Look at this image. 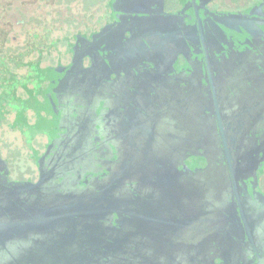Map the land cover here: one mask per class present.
I'll list each match as a JSON object with an SVG mask.
<instances>
[{"label": "flooded vegetation", "instance_id": "obj_1", "mask_svg": "<svg viewBox=\"0 0 264 264\" xmlns=\"http://www.w3.org/2000/svg\"><path fill=\"white\" fill-rule=\"evenodd\" d=\"M212 2L190 0L169 12L165 0L162 10L159 0H123L113 4L109 21L99 29L74 38L68 62L53 68L42 98L63 144L44 164L43 158L41 165L36 163L37 180L47 165L57 171L45 180V189L12 194L11 185L37 180L11 179L6 161L9 174L3 175L0 157L1 222L23 219L16 226L23 228L33 224L35 211L48 202L79 195L105 198L113 189L106 188L118 185L115 175L123 167L130 177L124 179L120 193L134 197L136 190L141 196L136 181L141 172L157 164L160 154L162 165L174 167L180 161L188 165L186 152H203L208 164L192 176L209 178L215 171L213 186L227 188L226 175L220 174L218 166L224 160L217 156L221 146L216 133L223 129L228 151L235 158V189L243 194L241 202L249 205L256 229L264 231V0L252 4L242 0L240 9L214 8ZM148 11L153 17L144 14ZM166 13L178 20L159 18ZM5 39L16 37L7 33ZM27 63L21 60L13 72L24 69L19 77L25 76ZM4 74L0 122L24 108V128H30L31 106L24 97L29 85L25 79L24 92L14 96L13 84ZM6 123L20 129L11 120ZM80 138L79 150L86 153L69 165L68 157L74 154L68 156V152ZM25 232L30 238L31 233ZM236 235L235 246L240 243ZM26 244L25 248L13 244L10 257L31 261V241Z\"/></svg>", "mask_w": 264, "mask_h": 264}, {"label": "trees", "instance_id": "obj_2", "mask_svg": "<svg viewBox=\"0 0 264 264\" xmlns=\"http://www.w3.org/2000/svg\"><path fill=\"white\" fill-rule=\"evenodd\" d=\"M117 2L120 0L111 1L109 16L113 4ZM180 2L183 6L190 0ZM0 32L4 38L8 33L1 28ZM72 44L69 43V49ZM31 63L36 65L38 75L34 78L29 76L26 80L35 79L37 88L35 91L28 90L27 105L35 111L38 128L48 131L50 139L46 149L37 156L36 163L39 164L55 137L51 112L42 107V98L49 89L53 69H40L39 61ZM16 76L17 72L12 73L5 80L13 82ZM23 110L18 113V126H24ZM216 134L221 146L217 156L224 160V163L219 161L218 166L221 165L220 174L226 175L227 188L213 186L217 176L215 171L209 178L207 175L192 176L208 164L203 152L189 154L188 151L184 154L185 158L188 157L186 170L181 161L174 167L162 165L164 157L160 154L156 159L159 168L152 166V176L143 174L136 181V188L142 190L143 195L135 190L134 197L116 209L109 201L101 200L87 206V211L77 207L67 216L59 215L61 211L43 212V216L31 219V222L40 219V223H34L33 227L27 224L23 228L11 229L0 224V263L256 264L258 257L264 255V231L256 229V220L249 215V205L241 202L243 194L238 190V197L234 194L235 179L230 174L225 154L228 153L234 172L235 158H232L228 148L227 152L222 149L227 145L224 130V136ZM87 204L78 203L77 206ZM253 212H256V207ZM235 218L240 224L238 231H235ZM247 224L251 228H247ZM25 231L31 233L30 238ZM235 232L240 242L236 246ZM28 241H31L28 251L33 252L31 261L26 262L24 257H10L13 244L21 243L20 246L25 248ZM55 241H58L56 246Z\"/></svg>", "mask_w": 264, "mask_h": 264}, {"label": "rangeland", "instance_id": "obj_3", "mask_svg": "<svg viewBox=\"0 0 264 264\" xmlns=\"http://www.w3.org/2000/svg\"><path fill=\"white\" fill-rule=\"evenodd\" d=\"M24 1L0 0V28L7 30L9 36L16 37V40H7L0 32V49L5 57L3 65L0 64V77L2 72H5V77L14 74L13 71L21 66V60L28 62L25 67L26 75L19 77L25 72L24 69L16 71L18 75L10 83L13 84L12 94L17 92V96L24 92V80L38 75L36 65L31 62L39 61L40 69L45 70L66 64L72 53L69 43H73L79 33L98 29L108 21L112 0H26L29 2L23 5ZM180 1L165 0V8L169 12L179 9ZM256 1L261 0H249L248 3ZM240 2L242 0H213L212 5L214 8L240 9ZM26 83L30 91L36 90L35 79L31 82L26 80ZM24 97L27 102L28 95ZM29 110L30 128L20 125V129H13L7 125L6 121L11 120L18 126V115L15 116V113L0 122V157L7 162L11 179L18 181L37 180V156L46 149L50 141L48 131L36 125L34 109ZM261 181L264 192V179Z\"/></svg>", "mask_w": 264, "mask_h": 264}, {"label": "water", "instance_id": "obj_4", "mask_svg": "<svg viewBox=\"0 0 264 264\" xmlns=\"http://www.w3.org/2000/svg\"><path fill=\"white\" fill-rule=\"evenodd\" d=\"M120 1H123V0H120ZM158 8H159V10H162V8H163V0H159V7ZM144 14L148 15L149 17H153L151 15V12H149V11L145 12ZM159 18H162V19L170 18L172 21L178 20V16H172L171 17V15H169L167 13L166 14H160ZM51 87H52V84H51ZM53 126H54V124H53ZM53 132L55 134L56 139H54V141H52L49 150L46 152L45 156L43 157L42 164H44L47 161V158L54 151H56L58 149L60 144H63V141H60V139L62 138V135L60 136L58 131H57V129L54 128V127H53ZM220 134L224 136L223 129L222 130L220 129ZM82 142H83V140H82ZM76 143L77 144H75V146L71 149V151H69L71 153L68 152V156L72 155V153L74 154L72 156L74 158L68 157V160H69L68 164L69 165H71L73 162H76L77 159L80 158L82 153H86V150H83V149L79 150V146L78 145H79V143H81V138H80V140L78 139V141ZM223 145H225V139L223 141ZM224 148H225V151H226L227 150V145H225ZM227 154L228 153H226V156H227V163L230 166L229 167L230 168L229 169L230 170V174H231L232 178L235 179V172L232 169L233 167L231 165L230 158L228 157ZM1 162H2L1 165L3 166V168H2L3 175L7 176L9 174V171L7 169L6 162L5 161L4 162L1 161ZM39 165H41V164H39ZM42 167H43V165H42ZM154 168H159V166L156 164L154 166ZM43 169L45 170L44 174H42V175L40 174V178L35 183L20 184V185L13 184V185L10 186L11 188H9L10 189L9 190L10 193H12V194H14V193H20V194L31 193L32 194L33 193L34 194V193H37V192L41 191L42 188H43V185L45 184V180H47L51 175L56 173L57 167H55V166L48 167V165H47ZM137 169H138V167L136 168V170ZM183 169L186 170V166L185 165L183 166ZM148 171H154L153 167H152V169H150ZM148 171L141 172V174L142 175L143 174H149L150 176H152V174L150 172H148ZM128 174H129V172H127V169L125 170L124 167L121 168L119 173L117 172V174L115 175L116 179L114 178L115 179L114 183L118 184V185H114V184H111L109 186L106 185V186H108L106 189H108V190L111 189V188H113V189L111 190V193H109L105 198H95V199H92L93 200L92 201L91 198L89 197V195H87L85 197H81L80 195L79 196H67L66 198H64L65 201H62V202H59V203H55V202L51 201V202H48L46 204L44 209H41V210L37 209V211H35V213L33 212L35 214V216H36L35 218H38L39 216H43V212L51 214L53 211H61L62 213L60 212L61 214L59 213V215L67 216L68 213L71 210H73V209H75L77 207L83 208L84 210L87 211V209H86L87 206H89L90 204L92 205L93 202H98V201H101V200L109 201V203L113 207V209H116V208H118V206H120V204H124L128 199L133 198V197H125L124 198V196L121 194L122 192L120 193L121 189H119L120 187L122 188V183H124V179L125 178L127 179V178L130 177V176H127ZM155 181L158 182L157 179H155ZM43 189H45V188H43ZM234 194L238 197L237 191H236L235 188H234ZM261 198L263 199L264 196H261ZM78 200H86V202L88 204L86 206L85 205L77 206L76 203L78 202ZM135 200L139 201L138 199H135ZM237 200H238V198H237ZM238 202H239V200H238ZM57 217H58V215L56 217H54V219H56ZM39 220L36 221V222L40 223ZM19 222H24V220L23 219H19V220H16L14 223H10V222H7V221L6 222H1L0 221V224H2L3 226H9L11 229H13L14 227L18 226L17 224ZM36 222L34 221L33 224H31V226L33 227L34 223H36ZM57 243H58V241L57 242L55 241V246H56ZM0 264H2V263H0ZM256 264H264V255L262 257H258V259L256 261Z\"/></svg>", "mask_w": 264, "mask_h": 264}]
</instances>
